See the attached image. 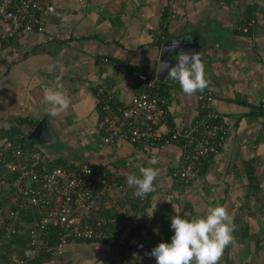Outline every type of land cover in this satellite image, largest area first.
<instances>
[{"label":"crops","instance_id":"0c3cea01","mask_svg":"<svg viewBox=\"0 0 264 264\" xmlns=\"http://www.w3.org/2000/svg\"><path fill=\"white\" fill-rule=\"evenodd\" d=\"M52 3L54 11L45 15L42 32L10 38L0 47V129L16 120L19 133L13 136L32 140L29 144L45 160L58 156L61 165L74 160L106 166L120 179L139 175V168L150 166L152 157L159 160L152 165L160 170L156 191L144 200L135 241L120 264H156L149 254L159 243L171 242L173 216H203L217 204L227 206L235 224L234 242L219 264H264V119L259 108L264 103V0L229 5L219 0H174L173 17L165 15L164 0ZM250 17L254 22L247 32L237 31ZM185 37L199 43L209 81L205 90L227 134L200 173L180 182L169 174L178 162L175 144L98 145V103L127 102L139 89L132 72L147 73L164 97L167 125L180 129L190 124L198 109L196 93L184 94L158 63L160 48L166 46L165 58L174 66L185 49L174 45V50L171 43ZM57 84L63 85L71 104L53 117L44 92ZM33 130L35 135L43 132L48 143L57 142L56 147L40 150L39 142L28 137ZM73 245L65 251L72 252L64 259L67 264H73L74 255L77 264H100L101 258L111 256L104 244ZM4 253L0 247V258ZM81 254L84 261L78 259Z\"/></svg>","mask_w":264,"mask_h":264},{"label":"built area","instance_id":"2783aa9c","mask_svg":"<svg viewBox=\"0 0 264 264\" xmlns=\"http://www.w3.org/2000/svg\"><path fill=\"white\" fill-rule=\"evenodd\" d=\"M236 1L219 0V4L229 5ZM53 11L52 0H0V47L10 38L42 32L45 15ZM163 11L167 17H173L176 13L174 0H164ZM253 22L252 17L246 19L240 30L246 32ZM103 61L107 62L105 58ZM132 73L139 82V89L127 102L118 105L104 100L98 103L101 115L98 145L124 141L163 147L172 143L178 147L179 157L170 176L180 182L196 177L203 163L223 146L227 134L226 123L211 106L210 91L195 94L197 114L190 124L176 129L167 125L164 97L154 79L147 73ZM259 108L264 119V103ZM33 148L12 139L0 142V156L8 150L13 158L5 162L0 157V166L16 172L10 185L12 198L19 199L17 206L7 208L0 218L2 237L8 238L19 223L25 226L27 243L36 254L41 248L51 249L39 240L36 230L53 225L58 234L52 247L56 254L62 252L67 239L104 242L112 249L111 260H114L102 264H119L120 257L128 252L127 243L136 233L139 207L143 206L144 198L130 194L127 178H118L106 166L72 160L62 166L38 167L35 162L39 153ZM132 203L138 204V209ZM26 209L30 211L26 212L28 223L20 217ZM21 262L24 264L22 259L17 264Z\"/></svg>","mask_w":264,"mask_h":264},{"label":"clouds","instance_id":"9594fccd","mask_svg":"<svg viewBox=\"0 0 264 264\" xmlns=\"http://www.w3.org/2000/svg\"><path fill=\"white\" fill-rule=\"evenodd\" d=\"M162 65V70L167 72L166 78L177 81L186 95L203 92L209 85L199 51L182 50L174 66L168 61H162ZM44 99L50 105L48 115L53 117L60 116L70 108L71 100L62 84L46 88ZM158 163L159 160L152 157L148 161L150 166L139 168V175L132 173L127 176V184L136 189L135 196L143 199L156 191L154 181L160 170L152 165ZM171 228L174 230L171 242L159 243L149 254L155 257L156 264H219L225 249L234 242L233 217L227 206L220 204L208 207L203 216L182 218L177 214L171 218ZM24 254L29 259L34 257V253L28 249Z\"/></svg>","mask_w":264,"mask_h":264},{"label":"trees","instance_id":"16d2710c","mask_svg":"<svg viewBox=\"0 0 264 264\" xmlns=\"http://www.w3.org/2000/svg\"><path fill=\"white\" fill-rule=\"evenodd\" d=\"M240 25L236 28V30L239 32H242L240 30ZM242 33H245V32H242ZM19 120L20 119H18V121ZM18 124H19V122H16V120H15L14 122L9 124L8 128L0 129V142H2L3 140L12 139V140L17 141L18 143L24 142V143H27L28 145H30L29 143H31L32 140H26L24 137L15 138L13 136L16 133H19ZM12 136H13V138H12ZM33 149L35 151H37L38 153H40L38 160H36V162H35L36 166H38V167H47L48 166L49 167L51 165H61L62 164L61 160H63V159H61V157H58V156H52V157H50L51 159L49 161L44 162L43 161V159H44L43 154L40 151L36 150L35 148H33ZM0 157L3 158V160L5 162H10L13 159L8 150L4 151V153ZM29 163H30V160H27L26 164H29ZM205 163L206 162L203 163L202 167L204 166ZM200 171H201V169L199 170V173H200ZM15 176H16V172L12 173V172H10V171H8V170H6L0 166V179L2 180V182L0 181V191L1 190L4 191V192H2L3 196L0 197V199H1L0 205L1 206L5 205L6 209L10 208V207L15 208L17 206L18 201H19V199L14 200L12 198L13 197V195H12L13 188L11 187L10 182L13 180V178ZM134 189H135L134 187H130L129 193L133 194L136 190V189L135 190ZM145 199H147V196L144 197V200ZM131 205L138 209V204L132 203ZM143 206H144V204H143ZM143 206L139 207V211L143 208ZM22 212H23V210L20 209L19 213H22ZM26 212H30L29 209H26L25 213L22 214V216H20V217L23 220V222L28 223L29 217L27 216ZM4 215H5V213H4ZM2 230L3 229L0 228V239L2 240V243L0 242V247L3 249V251L5 253L2 254V256L0 258V264H17V261L19 259L24 260V264H52L53 263L52 259L54 257L61 258L62 255L66 253L65 251L71 247V245L74 246L73 244H78V243H83V242L97 243L95 241L67 239L66 244L62 248V252L58 255L52 249V247L57 242L58 234L56 231V227H54L53 225H50L49 227H45L41 230H38V231L36 230V232H37V236H38L39 240H42L46 245L51 247V249L45 250L44 248H41L37 251L36 254H34L33 258L29 259L24 254L26 249H28V250L32 249L31 246L28 245V243H27V239L25 236V234H26L25 226L18 223V225L15 226L14 232L9 233L8 238L2 237V234H3ZM138 230H139V227H137L135 229L136 233L133 235L130 242L127 243L128 244L127 254L120 257V261H122L124 258H126L129 254V252L131 251V247L135 241V237L137 235ZM98 244H104L105 245L104 242H98ZM109 250L111 251L110 258H112V256H113L112 249L109 248ZM33 252H34V249H33ZM113 260H111V262ZM120 261H119V264H120ZM57 264H67V261H65L63 263L61 260H59Z\"/></svg>","mask_w":264,"mask_h":264},{"label":"rangeland","instance_id":"374dc122","mask_svg":"<svg viewBox=\"0 0 264 264\" xmlns=\"http://www.w3.org/2000/svg\"><path fill=\"white\" fill-rule=\"evenodd\" d=\"M30 133L31 132H29V133H27L28 135H30ZM35 141L36 142H39V145H38V147H39V149L40 150H45L44 148H45V146H47L46 148L48 149H51L52 147H56V144H57V142H55L53 145L51 144L52 142H49L48 143V140L47 139H45L44 137H43V132L42 133H40V132H36V135H35ZM27 140V139H26ZM52 145V146H51ZM48 155V154H47ZM51 157V156H50ZM51 159V158H50ZM44 160H45V158H44ZM45 161H48V160H45ZM6 208H5V205H3V206H1L0 205V218H2V217H4V213L6 212V210H5ZM81 252H82V250H81ZM69 254V255H68ZM71 254H72V252H67L66 253V255L65 254H63L62 255V257L61 258H59V257H54L53 259H52V261H53V263L52 264H57L58 263V261L59 260H61L63 263L65 262L64 261V259H68L69 257H71ZM65 256H66V258H65ZM76 258H77V255H74L73 256V264H77V261H76ZM79 260H83V257H82V254L80 255V257L78 258ZM86 259V258H85ZM84 261V260H83ZM111 261V258H101V262H100V264H102V263H108V262H110ZM71 264V263H70ZM79 264H81V262H79Z\"/></svg>","mask_w":264,"mask_h":264},{"label":"water","instance_id":"95a60500","mask_svg":"<svg viewBox=\"0 0 264 264\" xmlns=\"http://www.w3.org/2000/svg\"><path fill=\"white\" fill-rule=\"evenodd\" d=\"M174 45H179L181 48H184L186 52H191V51H198V46H199V43L197 42L196 39L192 38V37H185L184 39H181L179 41H176V42H172L171 43V46L173 47V49L175 50V46ZM165 46V45H164ZM166 47V46H165ZM165 47H161L160 48V59L158 61V63L163 67L162 65V61H168L166 58H165ZM173 60V59H172ZM172 62V61H171ZM170 64V62H169ZM39 125H37L36 128H38ZM35 131L36 130H33L30 135H28L29 138L31 139H35Z\"/></svg>","mask_w":264,"mask_h":264}]
</instances>
